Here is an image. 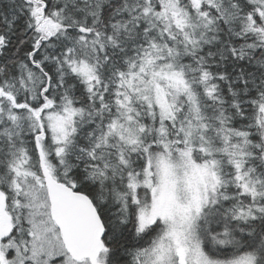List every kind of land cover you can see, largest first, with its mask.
<instances>
[{
  "label": "snow or ice",
  "instance_id": "6c2138e0",
  "mask_svg": "<svg viewBox=\"0 0 264 264\" xmlns=\"http://www.w3.org/2000/svg\"><path fill=\"white\" fill-rule=\"evenodd\" d=\"M0 264H264V0H0Z\"/></svg>",
  "mask_w": 264,
  "mask_h": 264
}]
</instances>
